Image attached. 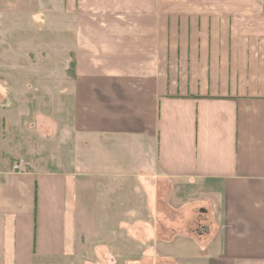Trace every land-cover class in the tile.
Instances as JSON below:
<instances>
[{"label":"crops","instance_id":"0c3cea01","mask_svg":"<svg viewBox=\"0 0 264 264\" xmlns=\"http://www.w3.org/2000/svg\"><path fill=\"white\" fill-rule=\"evenodd\" d=\"M263 6L0 0L67 64L0 104V264H264Z\"/></svg>","mask_w":264,"mask_h":264},{"label":"rangeland","instance_id":"374dc122","mask_svg":"<svg viewBox=\"0 0 264 264\" xmlns=\"http://www.w3.org/2000/svg\"><path fill=\"white\" fill-rule=\"evenodd\" d=\"M7 23L10 29L0 27V104L22 110L28 105L32 115L51 116L50 99L58 97L59 85L66 82L60 45L44 43L45 29L37 23L19 21L14 29ZM203 223L197 211L190 225L193 238L198 239L194 230Z\"/></svg>","mask_w":264,"mask_h":264},{"label":"built area","instance_id":"2783aa9c","mask_svg":"<svg viewBox=\"0 0 264 264\" xmlns=\"http://www.w3.org/2000/svg\"><path fill=\"white\" fill-rule=\"evenodd\" d=\"M13 170H14V171H18V170H19V165H14V166H13Z\"/></svg>","mask_w":264,"mask_h":264},{"label":"water","instance_id":"95a60500","mask_svg":"<svg viewBox=\"0 0 264 264\" xmlns=\"http://www.w3.org/2000/svg\"><path fill=\"white\" fill-rule=\"evenodd\" d=\"M263 14H264V6H263Z\"/></svg>","mask_w":264,"mask_h":264}]
</instances>
